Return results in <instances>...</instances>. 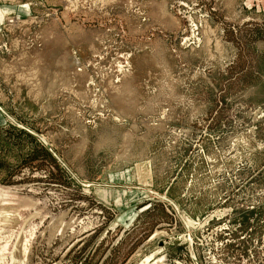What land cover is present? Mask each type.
Masks as SVG:
<instances>
[{"label": "rangeland", "instance_id": "rangeland-1", "mask_svg": "<svg viewBox=\"0 0 264 264\" xmlns=\"http://www.w3.org/2000/svg\"><path fill=\"white\" fill-rule=\"evenodd\" d=\"M0 264H264V0H0Z\"/></svg>", "mask_w": 264, "mask_h": 264}]
</instances>
